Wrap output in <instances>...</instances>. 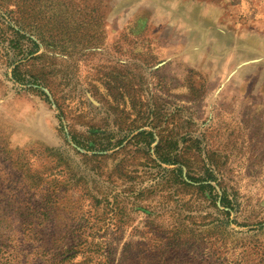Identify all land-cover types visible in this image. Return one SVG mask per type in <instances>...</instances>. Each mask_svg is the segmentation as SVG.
<instances>
[{
  "label": "rangeland",
  "instance_id": "rangeland-1",
  "mask_svg": "<svg viewBox=\"0 0 264 264\" xmlns=\"http://www.w3.org/2000/svg\"><path fill=\"white\" fill-rule=\"evenodd\" d=\"M0 264H264V0H0Z\"/></svg>",
  "mask_w": 264,
  "mask_h": 264
},
{
  "label": "trees",
  "instance_id": "trees-1",
  "mask_svg": "<svg viewBox=\"0 0 264 264\" xmlns=\"http://www.w3.org/2000/svg\"><path fill=\"white\" fill-rule=\"evenodd\" d=\"M28 40H30V39H28ZM31 41L32 40H30V42ZM11 42H12V40H11ZM14 45H15V43H14ZM33 45L36 48H38V44L36 42H33ZM36 51L35 50L32 51V52L30 51V54H33ZM13 74H14V78H15V80L17 82H19L21 84H23L25 82V79H22V78H20L19 76L16 75V70H13ZM55 102H56L57 106L60 108V104H59L58 100L55 101ZM88 135H90L89 138H85L84 140L75 139V142L79 146L85 148L87 151H95L96 152V151H104V150L107 149V148L98 149L97 145L99 143H98V141L96 139V137L98 136L97 132L92 130V131L89 132ZM137 136L142 137L141 140L144 141L146 143V145L154 151V153H156L157 158L159 159V162H160L159 166H164L166 168V166H176V165H178L176 168L172 169L171 171L174 172L176 174V176L180 179V183L182 184V186H184L186 188H188V187L191 188V187L194 186V182H193L194 180H193V178L191 176L187 177L189 181H187V180H185L183 178L185 176L184 173H183V168H182L181 165H179L180 162L171 155V152H170L171 149L168 148V146L167 147L163 146L162 144H160V142L154 145V143L156 142V140H155L156 138H155V134H154L153 131H146V130L144 131L143 130L142 132H139L137 134ZM122 141L123 140H120L118 142V145L122 144ZM102 144L103 143H100L99 145H102ZM152 145H154V146H152ZM106 147H108V146H106ZM87 154H88V152L85 153V156L89 157ZM99 156H101V154L93 153L90 157H92V158L94 157L95 158V157H99ZM206 181H211V179L208 178V179H206ZM168 182H169V179H165L164 180V183H168ZM162 183L163 182H161V184ZM158 184L160 185V183H158ZM203 187L204 188L205 187H209L210 188L211 186L210 185L206 186L205 183H202V185L198 186L199 189L203 188ZM195 188H197V187H195ZM211 198H212V196H211ZM217 201H219V204H221L224 208L231 209V204H230L231 201L229 200V197L226 194H223V196L219 197V199L217 198ZM226 214L229 216L230 215V210H227Z\"/></svg>",
  "mask_w": 264,
  "mask_h": 264
}]
</instances>
